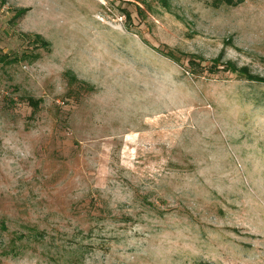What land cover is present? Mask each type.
I'll return each instance as SVG.
<instances>
[{
	"label": "rangeland",
	"instance_id": "374dc122",
	"mask_svg": "<svg viewBox=\"0 0 264 264\" xmlns=\"http://www.w3.org/2000/svg\"><path fill=\"white\" fill-rule=\"evenodd\" d=\"M0 58V264H264V0H0Z\"/></svg>",
	"mask_w": 264,
	"mask_h": 264
},
{
	"label": "trees",
	"instance_id": "16d2710c",
	"mask_svg": "<svg viewBox=\"0 0 264 264\" xmlns=\"http://www.w3.org/2000/svg\"><path fill=\"white\" fill-rule=\"evenodd\" d=\"M26 11H27L26 8H20L15 16L20 17ZM38 38H39L40 42L42 43V46H45L47 44V42L42 40L41 37L38 36ZM163 54L168 56L169 58H171V57L173 58V56L170 53L164 52ZM0 60H1V58H0ZM187 61L190 63V66L192 65L191 69H193L192 74H194V75L197 73V69L196 68H199L201 71H208L209 73H214V72L217 71V69H220L217 66L218 62L220 61V58H217L216 60H214L209 65L208 64L207 65H203V64L199 63V61H197L195 58H189ZM222 64H224L222 66V68H221L223 70H228V71H231V72H237L238 71V72H240L242 74V76H244L248 80H251V81H254V82H257V83H262V82L264 83V78H262V77H260L258 75L251 74L249 72L248 68L245 67V66L237 67L235 64H232L230 61H226L225 63H222ZM86 207H87V209H89V212H92V210H91V208H89V206H86ZM5 228H2V229H5Z\"/></svg>",
	"mask_w": 264,
	"mask_h": 264
}]
</instances>
